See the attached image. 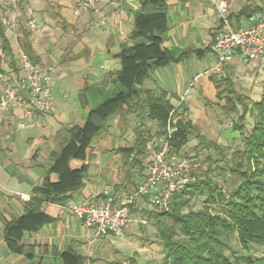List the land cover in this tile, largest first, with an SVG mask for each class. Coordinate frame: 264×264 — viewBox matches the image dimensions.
I'll use <instances>...</instances> for the list:
<instances>
[{"label":"crops","instance_id":"obj_1","mask_svg":"<svg viewBox=\"0 0 264 264\" xmlns=\"http://www.w3.org/2000/svg\"><path fill=\"white\" fill-rule=\"evenodd\" d=\"M80 1L0 0V18L14 25L0 23V44L7 48L6 60L0 62V90L5 87L8 74L22 76L21 51L38 67L54 68L53 110L38 118L33 127L16 128L18 110H0V264H64V252L88 259L90 264H120L114 260V241L125 242L135 224L142 230L141 225L146 224L143 219L150 211L149 199L142 196L130 206V221L122 236L92 240L89 230L66 209L70 202L89 203L104 191L119 203L143 180L144 155L157 147L162 132L141 105L108 121L106 128L92 138L84 161H69L71 169L85 167L83 184L55 194L42 205L50 221L23 233L19 241L22 252L10 250L5 241V226L18 220L28 208V201L20 195L31 197L33 190L42 186L69 133L82 128L90 112L123 90L115 79L121 68L117 55L142 41L133 39L132 33L145 0H105L100 10L106 14V21L97 28H92L91 22L99 17L98 12H76ZM211 1L164 0L167 30L161 48L179 59L151 69L143 83L135 86L143 94L166 92L170 103L176 108L184 107L186 111L180 109L182 116L209 140L202 128L211 126L208 109L218 102V91L234 89L236 95L246 98L249 106L264 93V71L255 62H246L240 54L226 65V82L216 87L215 82L222 77L214 71L216 54L212 42L220 22ZM225 1L230 6L231 24L236 28L250 24L255 14L264 11V0ZM28 20L40 24L41 31L30 30L26 26ZM142 97L130 104L140 102ZM138 138L146 141L144 153H134L124 162L120 148L134 147ZM221 140L225 137L221 136ZM49 179L57 183L58 174L51 173Z\"/></svg>","mask_w":264,"mask_h":264},{"label":"trees","instance_id":"obj_2","mask_svg":"<svg viewBox=\"0 0 264 264\" xmlns=\"http://www.w3.org/2000/svg\"><path fill=\"white\" fill-rule=\"evenodd\" d=\"M147 7L152 11L145 10ZM166 30L164 0L143 1L132 33L133 39L142 41L117 55L121 68L115 73V79L123 90L90 112L82 128L69 133L65 147L47 171L44 183L33 190L25 213L5 226L4 237L10 250L21 253L19 241L23 233L36 230L50 221L42 209L44 203L51 201L55 194L75 190L83 184L85 167L71 169L69 161H84L86 149L100 129L106 128L107 122L115 116L129 113L133 107L143 105L147 116L157 122L162 133L167 125L173 127L169 144L176 153L190 141L193 132L199 139L196 151L200 146L217 150L225 148L200 134L192 122L182 116L185 108L174 107L166 92L143 94L135 88L143 83L151 69L179 59L161 48ZM1 45L7 49L4 43ZM222 82H226L223 77L215 82L216 87L219 88ZM227 84L232 87L229 82ZM141 95L140 102L130 104ZM216 97V105L226 117L237 112L236 102L242 104L241 97L231 88L218 91ZM242 105L241 113L237 114L231 126V131L241 139V149L235 152L239 160L230 167V173L237 177V182L228 187L225 179L223 184H219L211 177L213 171H216V176L221 175L223 167L216 165V160L208 156L205 174L198 176L192 172L191 182L170 196L167 210L153 206L155 211L147 212L146 219L155 226L156 235L163 243L161 264H264V93L250 106ZM247 115L251 118L249 128ZM145 143L138 138L134 147L120 148L124 162L134 153L141 156L146 149ZM51 173L58 174L57 183L50 181ZM200 197L203 208L188 209L190 202ZM232 237H235L239 249L245 252L238 255L230 250L226 253L227 242ZM256 248H261L259 254L255 253ZM62 258L64 264L86 263L84 258L72 252H64Z\"/></svg>","mask_w":264,"mask_h":264},{"label":"built area","instance_id":"obj_3","mask_svg":"<svg viewBox=\"0 0 264 264\" xmlns=\"http://www.w3.org/2000/svg\"><path fill=\"white\" fill-rule=\"evenodd\" d=\"M104 1L81 0L76 12H98L99 17L91 22V27L97 28L106 21V14L100 10ZM211 3L220 22L212 42V50L216 54L214 71L220 77H225V67L236 54H240L246 62H255L264 71V11L255 14L250 24L236 28L230 21L229 4L225 0H212ZM0 23L4 26H14L6 18H0ZM26 26L38 32L42 29L34 20H28ZM6 57V50L0 44V62H4ZM19 63L23 74H8L5 77V87L0 90V110L3 113L18 110L16 128L24 129L33 127L38 118L53 110L51 85L54 68L38 67L24 51L19 53ZM172 132L173 127L167 125L166 130L157 139V147L146 151L143 180L119 203L114 201L108 191H104L89 203L67 204L66 209L89 230L90 239L96 240L107 235L122 236L130 221V206L137 199L147 196L153 206L167 210L172 193L191 182L192 178L188 172L197 169L199 164L172 150L169 144ZM20 197L26 201L30 200V196ZM85 264H90L88 259ZM120 264L129 263L121 261Z\"/></svg>","mask_w":264,"mask_h":264},{"label":"rangeland","instance_id":"obj_4","mask_svg":"<svg viewBox=\"0 0 264 264\" xmlns=\"http://www.w3.org/2000/svg\"><path fill=\"white\" fill-rule=\"evenodd\" d=\"M223 95V94H222ZM242 96V95H241ZM242 104H246V98L241 97L240 99ZM237 104V112L231 117H226L222 115L219 110V106L212 104L209 106V116L211 126L202 128L203 133L206 136H209L210 141H219L224 145L225 148L220 150L208 147L198 148L196 151L195 146L199 143V139L195 138V133L191 134V139L186 145L185 148L181 150L180 155L184 156L192 162L199 164V167L194 171H189L188 175L191 178V173L194 172L198 176L205 174L204 172L208 169L206 158L210 156L216 160V165L223 167L221 175L216 176V171H213L210 176L218 181L219 184H223L222 180H226L227 186L232 187V185L237 182V177L230 173V167L234 165L235 162L239 160V157L235 153L237 150L241 149V139L237 136L236 132L230 131L232 123L237 119V114H240L243 105ZM191 105V104H189ZM248 107V103L246 104ZM139 108V107H138ZM1 112V111H0ZM184 112V111H183ZM214 124L216 127H213ZM251 118L247 115V127L251 125ZM221 136L225 137V140H221ZM235 138V139H234ZM208 139V138H207ZM209 140V139H208ZM218 173V172H217ZM201 197L192 200L188 206V209L199 210L203 208V203L201 202ZM148 210L155 211V208L150 203L147 205ZM146 219V218H145ZM143 219V220H145ZM146 224L141 225L142 230L139 229V226H135L131 230V234H127L125 237V242H122L121 239H116L113 243L115 262L120 263L121 261L128 260L129 264H161L163 260V243L157 237L156 228L151 221L145 220ZM144 224V223H143ZM121 242V243H120ZM228 247L226 248V253L230 250L235 251L238 255L242 254V249H239L235 237L231 238V241L227 242ZM261 248H256L255 253L259 254Z\"/></svg>","mask_w":264,"mask_h":264}]
</instances>
